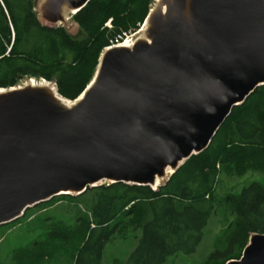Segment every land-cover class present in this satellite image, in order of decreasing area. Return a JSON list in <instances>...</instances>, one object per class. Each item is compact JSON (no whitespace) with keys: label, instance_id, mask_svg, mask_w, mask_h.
<instances>
[{"label":"water","instance_id":"95a60500","mask_svg":"<svg viewBox=\"0 0 264 264\" xmlns=\"http://www.w3.org/2000/svg\"><path fill=\"white\" fill-rule=\"evenodd\" d=\"M90 1L54 6L74 15ZM192 11L191 28L158 21L151 44L106 47L96 79L77 99L65 98L76 102L70 110L43 88H2L9 92L0 96V226L105 183L157 189L264 85V0H192ZM166 165L173 171L153 186ZM225 264H264V233Z\"/></svg>","mask_w":264,"mask_h":264},{"label":"trees","instance_id":"16d2710c","mask_svg":"<svg viewBox=\"0 0 264 264\" xmlns=\"http://www.w3.org/2000/svg\"><path fill=\"white\" fill-rule=\"evenodd\" d=\"M153 1L91 0L73 15L85 33L75 39L41 23L34 0H0V88L38 78L77 99L102 51L138 31ZM212 217L222 232L202 264L239 259L250 236L264 233V85L157 189L105 183L1 225L0 264H167L197 251Z\"/></svg>","mask_w":264,"mask_h":264},{"label":"rangeland","instance_id":"374dc122","mask_svg":"<svg viewBox=\"0 0 264 264\" xmlns=\"http://www.w3.org/2000/svg\"><path fill=\"white\" fill-rule=\"evenodd\" d=\"M34 3H35V12L37 13V16L39 20L41 21V23L45 25L65 27L75 39H82L85 36V33L74 22L71 10L67 5L55 7L54 0H34ZM160 6H162L161 3L160 2L157 3L156 0H154L150 7V13H152L154 10L155 15H157L159 13ZM155 15L153 14V18L155 17ZM157 19L158 18L153 19V21ZM143 26L144 24L140 27V29H142ZM140 29L128 37L134 36L140 31ZM125 39L123 41H125ZM32 79L41 80L38 78H25V79H22L18 83L17 86H23L24 84H27V82H29ZM51 83L55 85L54 82H51ZM165 178L162 179L161 183L165 181ZM214 219L215 217L211 218L210 223L207 227L206 236L202 240V243L198 246V249L196 252H194L193 254H189V255L180 254L177 256H171L167 264H202L204 260L206 259V257L210 254V252H212L215 249L216 247L215 244L218 241L221 235V232H222L220 223L218 222L219 223L218 224L217 221H215ZM14 239L15 238L13 236L11 240H14ZM9 244L10 243L8 242L6 244V247H8ZM132 245L133 243L130 242V244L126 246L127 248H129ZM124 250H126V248ZM114 254H115L114 251H111V254L109 251L108 257H112Z\"/></svg>","mask_w":264,"mask_h":264},{"label":"bare ground","instance_id":"6f19581e","mask_svg":"<svg viewBox=\"0 0 264 264\" xmlns=\"http://www.w3.org/2000/svg\"><path fill=\"white\" fill-rule=\"evenodd\" d=\"M162 1V2H161ZM157 3H161L162 6H160L159 13L155 15L154 10L152 12V15L148 22L144 24L142 29L135 34L132 37H128L120 44H117L116 47L124 48L131 50L135 45L138 43H145V44H151L153 40V35L151 30L155 28L158 21H162L164 24L171 23L172 19L175 21L176 19H180L184 21L185 25L184 28H191L192 27V20H193V11H192V0H156ZM153 14L155 17L153 18ZM157 20L153 21V19ZM160 19V20H159ZM152 20V22L150 21ZM155 22V23H154ZM113 48V47H112ZM111 48H107L106 51L110 50ZM106 51H103V55L106 53ZM99 72L94 75V79H96ZM96 76V77H95ZM29 87L34 86L35 88H43L42 90L44 94L47 95L52 101H54L57 105L62 107L65 110H70L72 107L75 106L76 102H72L69 100H66L64 97H62L55 85L53 83L49 82H38L36 79H32L27 84ZM9 92V89H0V96H3ZM174 169V166L172 165H166L162 172L155 175V181L153 186H155L157 183H160L163 178H165L167 175H169Z\"/></svg>","mask_w":264,"mask_h":264},{"label":"clouds","instance_id":"9594fccd","mask_svg":"<svg viewBox=\"0 0 264 264\" xmlns=\"http://www.w3.org/2000/svg\"><path fill=\"white\" fill-rule=\"evenodd\" d=\"M118 44V43H117Z\"/></svg>","mask_w":264,"mask_h":264}]
</instances>
